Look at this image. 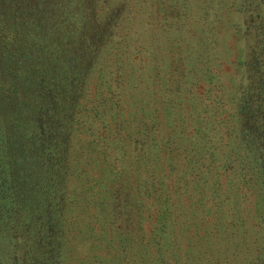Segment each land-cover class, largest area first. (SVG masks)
<instances>
[{"label": "trees", "instance_id": "1", "mask_svg": "<svg viewBox=\"0 0 264 264\" xmlns=\"http://www.w3.org/2000/svg\"><path fill=\"white\" fill-rule=\"evenodd\" d=\"M169 1L145 28L136 14L161 0H0V240L15 243H5L1 260L23 264L17 248L33 245L45 264H70L68 253L81 260V247L87 258L96 247V261L111 264L132 254L130 226L155 215L145 247L169 255L175 240L204 244L194 260L186 248L175 255L218 264L217 252L232 245L241 256L255 251L249 264H264V16L257 0H224L219 14L210 13L219 0ZM192 9L199 30L180 45L176 23ZM222 20L233 29L224 36ZM237 36H256L259 46L247 44L249 58L238 64L245 84L231 97L214 39L237 44ZM158 43L168 66L147 51ZM158 89L152 110L142 95L156 98ZM177 207L196 220H178ZM83 212L98 244L83 233ZM109 227L119 239L113 248Z\"/></svg>", "mask_w": 264, "mask_h": 264}, {"label": "rangeland", "instance_id": "2", "mask_svg": "<svg viewBox=\"0 0 264 264\" xmlns=\"http://www.w3.org/2000/svg\"><path fill=\"white\" fill-rule=\"evenodd\" d=\"M148 0H145V3ZM189 2V1H188ZM228 4V2L224 1V0H219L216 4L212 5V10L210 11V13H214L217 11V13L219 14L218 10H220V8L222 7V5L224 4ZM152 3L149 2L147 5H151ZM255 7L258 9V13H261L262 17H259L261 20L263 19L264 16V0H257L255 3ZM147 6H143L141 7V12H143V15L140 14L139 12L136 14L135 18L139 19L143 24H145V28H147L146 23L151 19L150 14L156 11H162V9L164 8H171V4L169 0H161V3H156L155 4V8L148 10ZM162 13L164 14V11H162ZM188 14V13H187ZM157 15V14H155ZM197 17L196 15V10L192 9L191 11V15L190 18L185 17L184 18V22L182 23H176L177 26H182V31L179 35H175L174 36L180 40V45H181V40L183 39V37L186 35V33L190 32V31H195V29L199 30V25H197L194 22V19ZM230 20L232 22H234V25L238 28H241L243 30L244 27V23H243V17L242 15L236 12H232L230 14ZM229 19L226 17V20ZM221 20V19H220ZM219 18L217 19V22L220 21ZM187 22H191L186 24ZM212 22V21H211ZM172 24V23H171ZM213 24V27L216 28L217 24ZM175 25V24H172ZM221 27H223V31H219L218 29L220 28V26L217 25V31H219L218 33L221 35L224 34L228 31V29H232V25L231 23L229 25L226 26L225 22L222 20L221 21ZM196 30V32L198 33V31ZM233 30V29H232ZM242 35V34H241ZM222 36V37H223ZM155 37H158V35L156 34ZM221 37V38H222ZM149 38L150 36L147 38L145 36V40H147V42H149ZM191 38H194V36H192ZM237 38L239 39V37L237 36ZM237 39V44L236 41L234 42L233 40H223V39H218L215 38L214 40H216V44H218V48H217V56L220 59V64H221V68H220V84L222 85L224 91L231 97H233V94L236 92V89L238 91L239 87L243 84H245L244 79L246 77H244V69L238 68V64L240 62V60L242 59V61L245 62L246 58H249L248 55L249 53H251L252 48L254 46H259L258 41L259 38L254 36V38L252 39V41H249L247 43V41H243L241 40V38L238 40ZM160 41V40H159ZM183 42V41H182ZM257 45H256V44ZM247 44L249 47H251V51H249V49L247 48ZM255 44V45H254ZM229 45V46H227ZM174 48H171V50ZM155 51V53H153L152 55L157 56L158 57V63L160 66H168V61H166L165 58H163V55H166L165 53H169V52H163L162 49V45L161 43L155 44L154 46H148L147 47V51L149 53H151L152 51ZM147 52V53H148ZM171 52V51H170ZM258 53H256V57H260L261 53H259V51L257 50ZM149 53L146 57H143V59L145 61H148V56ZM217 57V58H218ZM165 59V60H164ZM262 58L260 57L259 60H261ZM223 65V66H222ZM237 65V66H236ZM224 67V68H223ZM147 70V69H146ZM245 86V85H244ZM143 90H145L144 86L139 87ZM232 90L234 93H232ZM157 92V91H156ZM140 93V92H139ZM159 93V94H158ZM158 93L157 97L154 98V96L152 95H142L143 97V102H145L147 104V106L152 109L155 110L157 105L162 102L161 99V94L163 93L161 89H158ZM236 94V93H235ZM150 102L154 103V104H150ZM153 112V111H152ZM215 134L209 133V137L213 138ZM214 141V145H217V136L213 139ZM178 174L181 175V172H177L175 173V177L178 176ZM179 180V179H178ZM183 182V181H182ZM195 194V193H194ZM246 205V204H245ZM177 212H178V220H183V218H185L186 220H189L191 222L195 221L196 218L192 217L191 213L188 211H185V213L183 212V208L182 207H177ZM147 213H151L153 214V212H149L146 211ZM184 213V216H183ZM87 213L83 212L81 213V222H80V226L83 230V233L86 232V230L89 231L90 235L92 236L93 232H92V224L94 226V228H97V225H95L94 223H91L90 221V217L86 216ZM149 219H146L148 221H145L146 223H143V221L141 220L140 223L138 225H131L130 226V230L132 231L133 235H132V239L130 242V249L132 251V254H129V251L127 254L123 255L122 257H118L115 260L111 261V264H188V261L185 260L183 258L184 255H175V251H181L183 252L184 249L186 248V251H188V259L191 258V260L196 259V257L199 255V251L202 252L201 247L204 245L202 244L201 246H197V247H192L191 249H188L187 245L184 244H180L178 243V240H175V244L171 246L173 247L172 249V253L167 255L164 253V248H161L160 251L157 247L152 246L151 244H148V247H145L144 243H143V234L147 236L148 232H150L152 230V221L154 220H159L157 219V216L155 217V215H151L148 216ZM138 219V215L133 216L132 218V223L134 220ZM139 222V220H138ZM159 223V221H158ZM158 225V224H157ZM157 225L155 226V228L157 227ZM163 226V227H162ZM142 227L143 229L146 230V233H144L142 231ZM159 227H162L160 229V232H165L166 234H170L169 229L166 225V223H161ZM194 230H196L199 234H204L203 230H197L196 228L192 227ZM109 229H111L110 231V241L107 242L109 248L110 246L113 248L115 247L116 244H118L119 239L117 236H113L114 232L112 230V228L109 227ZM174 229V227H173ZM172 229V230H173ZM183 228L179 227L176 230V234L178 235L180 232H182ZM192 230V229H191ZM205 230V229H204ZM193 231V230H192ZM97 231H95L96 234ZM187 233L191 234L190 230L187 228ZM77 235V234H76ZM97 237V236H96ZM75 239V238H74ZM91 239L98 244V240L95 238V236L93 235L91 237ZM10 244L1 241L0 240V253L2 254H6L7 248L8 246H5V243L7 245H11L13 246L15 243L11 240L8 241ZM103 241H101L102 243ZM161 243L164 245H167V247H169V242L167 239H161ZM105 245V249L107 250L108 247L107 245L104 243ZM229 249V250H228ZM89 253H88V258L87 255L84 254V249H82V247L80 248V252H81V260L78 259V257L74 254V258L71 261V256L70 253L67 254L68 260L70 262V264H99L101 261H96V254L99 255L98 253L100 252V250H97V248H91L89 249ZM153 250V251H152ZM163 250V251H162ZM227 250V251H225ZM12 251V250H11ZM218 251V250H217ZM42 249H40L39 246H19L17 248L16 254L14 257H19L23 259L24 263L23 264H45L46 260L44 258V255L42 254ZM112 252V251H111ZM237 252L239 253L237 256ZM249 252V253H248ZM248 252H245V249H243L242 252V256H241V251L240 250H235L233 246H227L225 248H221L219 250V252H217L218 254V259H217V263L218 264H249L251 259L254 258L255 256V251L248 249ZM75 253L77 254V251L75 250ZM231 255L234 258H231ZM191 256V257H190ZM85 259V260H84ZM202 260V264H212L210 262H208V260H206L205 258H201ZM7 259L4 258L3 260L0 259V264H14V263H8L6 262ZM21 264V263H20ZM67 264V263H66ZM197 264V263H196Z\"/></svg>", "mask_w": 264, "mask_h": 264}]
</instances>
